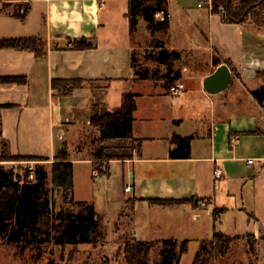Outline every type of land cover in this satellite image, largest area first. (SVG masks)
<instances>
[{
  "label": "crops",
  "instance_id": "0c3cea01",
  "mask_svg": "<svg viewBox=\"0 0 264 264\" xmlns=\"http://www.w3.org/2000/svg\"><path fill=\"white\" fill-rule=\"evenodd\" d=\"M129 1L0 0V9L6 4L0 12V38L42 37L47 42L42 57L0 48V76L27 79L25 84L0 83V137L13 154L51 160L67 142L75 184L78 164L93 169L96 146H89V156L81 147L88 134L91 141L98 136L90 125L92 116L100 105L113 111L124 93H134L132 138L95 141L98 147L135 144L131 158L109 162L108 175L116 164L124 184L118 210L133 199L134 236L189 239L176 236L179 224H168L169 213L184 210L193 221L207 217L213 234L264 238V102L250 92L264 83V26L225 23L211 11L210 0H167L169 26L160 41L177 54L162 62L157 50L139 60L134 34L147 23L140 19L132 32ZM20 4L30 5L25 20L15 15ZM80 38L94 46L76 49L74 41ZM214 56L231 62L233 77L227 91L209 95L202 82L218 66ZM161 67L165 74L159 77ZM170 78L183 85L177 95L165 87ZM53 79L84 84L57 97ZM192 134L190 157L172 158V137ZM216 166L223 170L219 179ZM127 186L132 189L126 191ZM192 198L168 205L152 201ZM145 229L150 237L140 235Z\"/></svg>",
  "mask_w": 264,
  "mask_h": 264
},
{
  "label": "trees",
  "instance_id": "16d2710c",
  "mask_svg": "<svg viewBox=\"0 0 264 264\" xmlns=\"http://www.w3.org/2000/svg\"><path fill=\"white\" fill-rule=\"evenodd\" d=\"M6 4L0 9L5 10ZM213 13L219 14L225 23L253 24L255 27L264 26V0H210ZM30 9L29 4H20L15 13L21 20H25ZM161 13L162 18L157 19ZM128 18L130 28L137 30L140 19H144L147 28L152 32L166 30L169 26V12L167 0H130ZM76 49L92 48L94 44L87 38L74 41ZM159 61H165L176 55L164 47L163 41H157ZM0 48H15L33 51L42 57L47 53V42L42 37L0 38ZM222 58L214 56V64L222 63ZM231 64L229 60H225ZM137 72V71H136ZM264 74V73H263ZM0 83H27L26 77L0 76ZM175 80L170 78L165 87L169 89ZM84 84L79 79H53L52 88L57 97L70 95ZM259 102H264V83L250 91ZM136 94L127 92L122 96V102L113 111L103 109L97 111L91 118L90 125L98 131V136L92 141H106L132 138ZM251 133V132H250ZM194 135H174L172 142L176 144L170 150L172 158H188L191 155V142ZM5 141V140H4ZM4 146L8 147L7 142ZM80 147V146H78ZM134 143L128 146L112 145L101 146L92 151L93 167L99 161L104 170L100 176L110 175L109 162L113 159H127L132 157ZM81 150V148L79 149ZM0 161L9 160L7 150L3 151ZM35 157L48 160L46 157ZM33 178L29 172L24 176L17 173L14 168H5L0 165V237L8 231L10 220H15L16 227L7 233L9 242H19L24 237H37L56 245L98 244L105 241L106 229L103 217L96 210L93 203L77 201L73 197L74 164L70 157L67 142H64L51 164L52 190H60L65 203L78 205V210L63 208L56 212L53 199L48 187L49 172L43 165H36L33 169ZM154 202L168 205L172 203H185L188 199H154ZM222 211L216 209L215 212ZM234 237L221 232H215L209 242L200 240V249L191 264H208L204 252L208 250L216 256H224L231 248ZM190 239L179 241L175 238L161 240H142L136 237L124 241V257L127 264H150V253L157 250L158 261L153 264H180L182 255L188 251Z\"/></svg>",
  "mask_w": 264,
  "mask_h": 264
},
{
  "label": "rangeland",
  "instance_id": "374dc122",
  "mask_svg": "<svg viewBox=\"0 0 264 264\" xmlns=\"http://www.w3.org/2000/svg\"><path fill=\"white\" fill-rule=\"evenodd\" d=\"M143 30L134 34V48L139 60L143 59V54L148 55L157 51V41L166 37L165 30L154 33L147 27ZM161 68L159 77L165 74L164 67ZM233 90L234 87H231L229 92H233ZM168 92L172 93L170 88ZM103 109L105 108L101 105L98 108V110ZM89 136L91 135L88 134V137L81 142L84 156H89V146L92 143L96 146L95 148L100 146L98 142L91 141ZM4 142V139L0 137V156L3 155L4 150H7L9 160L0 161V165L5 168H14L22 176L29 172L30 178H33L32 172L36 165H43L49 172L48 187L55 211L58 212L63 208H67L69 211L78 210V205L64 202L60 190H52L51 164L54 159L49 158L46 160L13 154L7 146H4ZM103 167L99 161L92 170L91 164H78L75 168L73 197L78 201L87 200L95 204V208L102 215L105 224L106 238L104 242L60 246L38 238L37 232H34L32 237H24L19 242H9L7 233L16 227L15 220H10L7 233L0 237V264H127L123 247L126 238L132 239L135 237L130 221L133 214V199H128L125 206L118 210L121 207L124 187L121 181L120 169L115 164L111 169V176H100V172L104 170ZM189 201L193 202L194 199L192 198ZM191 216L192 213L189 215V212L178 210L169 213V219L166 218L171 226L174 225L175 227L179 224L178 227H175L177 237H188L190 239L188 251L182 255L180 264H191L200 249V240L209 242L213 236V230L207 221V217L204 216L200 220L193 221ZM155 218L156 220L160 219V214L158 216L156 214ZM170 231H172V227L165 230L163 235H168ZM140 235L150 237L146 229ZM178 240L181 241V239ZM208 251L209 248L204 252L208 258V264H264V238L256 239L251 234L234 236L231 248L224 256H216ZM158 259L157 250H152L150 264L158 261Z\"/></svg>",
  "mask_w": 264,
  "mask_h": 264
},
{
  "label": "water",
  "instance_id": "95a60500",
  "mask_svg": "<svg viewBox=\"0 0 264 264\" xmlns=\"http://www.w3.org/2000/svg\"><path fill=\"white\" fill-rule=\"evenodd\" d=\"M232 77V70L229 65L227 63H221L212 73L203 79V89L209 95L227 91L230 87Z\"/></svg>",
  "mask_w": 264,
  "mask_h": 264
},
{
  "label": "built area",
  "instance_id": "2783aa9c",
  "mask_svg": "<svg viewBox=\"0 0 264 264\" xmlns=\"http://www.w3.org/2000/svg\"><path fill=\"white\" fill-rule=\"evenodd\" d=\"M209 4H210V1H209ZM170 90H171L172 94L177 95V94H179L183 90V85H181V84L172 85L170 87ZM249 162H251V160H249ZM222 175H223L222 168H220L219 166H216V168L214 170V177H215V179L221 178ZM32 177H33V175H32ZM131 189H132L131 186H127L125 188L126 191H130ZM200 203L202 205H205V201L204 200L200 201Z\"/></svg>",
  "mask_w": 264,
  "mask_h": 264
}]
</instances>
